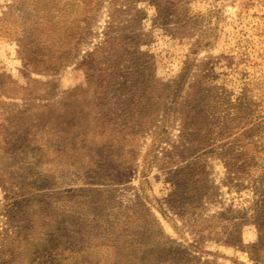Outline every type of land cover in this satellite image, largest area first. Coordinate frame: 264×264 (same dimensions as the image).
Returning a JSON list of instances; mask_svg holds the SVG:
<instances>
[{
	"label": "rangeland",
	"instance_id": "obj_1",
	"mask_svg": "<svg viewBox=\"0 0 264 264\" xmlns=\"http://www.w3.org/2000/svg\"><path fill=\"white\" fill-rule=\"evenodd\" d=\"M77 1L0 0V79L8 75L27 90L23 96L5 98L0 89V112L38 104L58 106L70 88L84 86L87 81H96V84L105 81L108 84H103V95L97 98L107 122L119 120L122 106L130 104L136 108H129V116H141L150 123L144 130L137 126L133 130L131 150L136 156L123 183L116 186L117 201L123 205L136 200L145 202L162 230L192 250L202 262L264 264L256 263L247 253V247L259 239L252 218L240 223V243L227 241L230 228L225 230L230 223L238 221L241 214L253 213L254 195L249 181L239 178L230 181L225 177L222 162L211 159L208 176L217 189L219 202L208 204L204 216L212 217L214 226L207 229L204 222L192 227L178 219L171 209L168 200L172 188L164 167L158 161L149 164L143 159L163 119L158 107L167 93L166 85L184 71L188 72L186 82L189 83L194 82L201 71L210 74L207 80L218 89L223 88L231 101L242 98L245 102L258 103L264 113V0H97L93 10L78 6ZM107 36L109 41L105 45ZM63 40L72 41L73 45L54 72L31 71L24 67L22 57L35 65L58 53ZM197 43L200 48L194 55L192 49ZM96 49H99L96 56L89 57ZM89 59H92L90 63ZM85 60L88 66L83 65ZM34 79L52 81L56 85L54 92L42 94L44 89L33 83ZM82 103L67 101L66 106L55 113L65 127L79 117L88 118L85 114L89 111ZM2 119L0 126L6 131L0 133H8ZM88 126L92 129L91 124ZM107 128L110 131L112 127ZM179 133V120H175L167 139L156 146V155L179 145ZM90 140L93 145L95 141ZM63 147L62 140L47 139L38 154L28 153L29 162L33 160V164L27 162L26 165L37 170L50 169L46 181L54 185L61 183L67 190L81 189L85 179L82 167L86 162L73 159L77 157L76 151L73 153ZM52 148L64 151L53 154ZM83 152L84 149L77 150L78 154ZM125 153L122 151L120 158L106 163H114L117 170H121ZM9 194L0 186V231L12 230L21 224L16 208L19 204L28 214L37 215L39 210L37 201L22 203ZM93 194L96 191L86 190L84 196L89 199ZM45 203L49 215H42V219L28 217L34 222L30 227L26 225V231L34 238H41L46 231L44 225L52 223L56 217L51 212H56L59 220L64 218L74 223L76 229L87 219L83 225L86 228L82 230L86 241H93L98 225L103 223L93 219L94 213L86 205H67L50 197ZM160 209L176 220L182 234L173 229ZM223 209L227 211L224 226L215 223ZM65 214L67 216H63Z\"/></svg>",
	"mask_w": 264,
	"mask_h": 264
},
{
	"label": "trees",
	"instance_id": "obj_2",
	"mask_svg": "<svg viewBox=\"0 0 264 264\" xmlns=\"http://www.w3.org/2000/svg\"><path fill=\"white\" fill-rule=\"evenodd\" d=\"M77 5L93 10L97 0H78ZM108 41L107 36L105 45ZM72 45V41L63 40L58 53L35 65L22 57L24 67L52 73ZM199 48L200 43L194 45V55ZM98 50L91 52L89 57H95ZM91 61L89 59V63ZM87 63L85 60L83 65L88 66ZM187 76L188 72L184 71L166 85L167 93L158 107L163 119L143 159L149 164L158 161L164 167L166 180L172 188L168 200L171 209L175 210L178 219L192 227L204 222L207 229L214 226L212 217L204 216L208 204L219 202L216 200L217 189L208 176L211 159L222 162L225 177L230 181L236 178L249 181L254 195L251 204L253 213L241 214L237 217L238 221L225 227V230L230 228L227 241L240 243V223L252 218L259 231V239L247 247V253L256 263L264 262V113L258 103L245 102L242 98L231 101L223 88L218 89L207 80L210 74L204 71L192 83L186 82ZM32 82L44 89V95L52 94L56 87L52 81L34 79ZM103 84L108 83L87 81L84 86L70 88L58 106L38 104L0 112V119L3 118L2 122L7 124L8 132L0 133V186L15 200L19 199L22 203L37 201L39 205L35 215L28 214L19 204L16 208L21 224L15 229L0 231V264H207L176 238L166 234L145 202L136 200L123 205L117 201L116 186L123 183L136 156L131 150L133 130L136 126L145 129L150 123L147 118L129 116V108H136V105L130 104L122 106L119 120L107 122L102 117L103 108L97 98L103 95ZM0 89L5 98L27 94L26 87L8 75L0 79ZM131 89L136 92L135 88ZM74 100L84 102V108L89 111L85 114L88 118L79 117L65 127L64 121H60L55 113L64 108L67 101ZM139 100L142 101L140 97ZM175 120H179L180 124V144L165 150L160 156L156 155V146L167 139ZM90 124L92 129H89ZM108 125L112 127L110 131ZM2 129L3 126H0V132ZM47 139L62 140L65 150L76 151L77 157L73 159L86 162L82 167L85 179L81 189L67 190L61 183L54 185L46 181L50 169L43 167L37 170L26 165L30 160L28 153L34 151L38 154L44 149ZM90 139L95 141L93 145ZM68 140L69 143H66ZM78 149H84V152L78 154ZM62 151L51 149L53 154ZM122 151L127 156L121 170H117L114 163H106L113 162L115 157L120 158ZM86 190L96 191V194L86 199ZM47 197L62 200L67 205H86L88 210L93 211V219L103 222L98 225L99 231L94 233L93 241L84 240L85 235H82L87 219L79 226L80 229H76L74 223H68L64 218L59 220L56 212H51L56 217L52 223L49 221L44 225L46 231L43 236L32 237L26 231V225L30 227L34 220L28 217L42 219V215H49L46 212ZM160 210L173 229L182 234L176 220ZM78 212L82 213L81 210ZM226 213L223 209L215 223L220 222L224 226ZM191 247L195 249L193 245Z\"/></svg>",
	"mask_w": 264,
	"mask_h": 264
}]
</instances>
